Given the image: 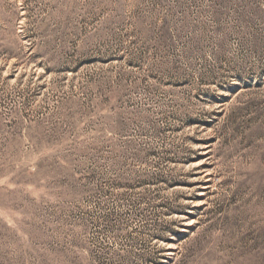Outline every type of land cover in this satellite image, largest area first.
Wrapping results in <instances>:
<instances>
[{
    "label": "rangeland",
    "instance_id": "374dc122",
    "mask_svg": "<svg viewBox=\"0 0 264 264\" xmlns=\"http://www.w3.org/2000/svg\"><path fill=\"white\" fill-rule=\"evenodd\" d=\"M0 264H264V0H0Z\"/></svg>",
    "mask_w": 264,
    "mask_h": 264
}]
</instances>
